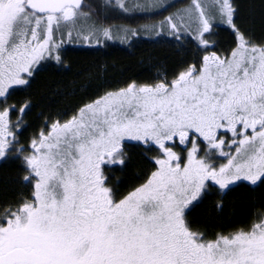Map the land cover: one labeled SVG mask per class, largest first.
I'll return each instance as SVG.
<instances>
[{
  "label": "snow or ice",
  "instance_id": "obj_1",
  "mask_svg": "<svg viewBox=\"0 0 264 264\" xmlns=\"http://www.w3.org/2000/svg\"><path fill=\"white\" fill-rule=\"evenodd\" d=\"M80 7L0 0V97L28 83L52 54L54 28ZM236 11L234 0H192L166 20L171 34L194 32L205 49L214 22L227 26L237 41L229 55L210 51L172 80L107 92L20 149L31 197L0 209V264H264V213L247 230L211 239L185 218L212 185L226 192L241 180L264 183V44L237 27ZM9 112L0 109V158L17 151ZM126 140L150 142L160 156L145 183L116 199L104 167L123 164Z\"/></svg>",
  "mask_w": 264,
  "mask_h": 264
},
{
  "label": "trees",
  "instance_id": "obj_2",
  "mask_svg": "<svg viewBox=\"0 0 264 264\" xmlns=\"http://www.w3.org/2000/svg\"><path fill=\"white\" fill-rule=\"evenodd\" d=\"M121 1L127 10L118 8L117 0H85L84 6L75 10L83 15L74 19L72 37L67 39L69 24L62 23L60 30H55L62 43L39 63L27 84L14 88L3 100L21 128L15 142L17 151L10 152L0 163V209L14 207L21 199L31 197V185L23 181V159L17 153L29 149L32 140L54 122L70 120L80 108L107 92L131 83L150 85L165 77L172 80L188 65H199L208 52L227 56L237 45L234 32L218 22H214L211 33L205 34L210 49L199 45L194 32L184 33L179 39L171 34L167 18H176L192 5V0H171L160 10L155 9L165 5L159 0ZM201 3L207 4L208 0ZM234 6L237 27L252 43L264 44V0H234ZM85 16L91 24L89 29L80 25ZM82 29H88L86 33L98 37L97 41L85 44ZM104 29L111 39L103 35ZM122 153L123 164L104 168L107 186L116 199L145 183L156 170L155 159L159 157L158 148L137 143L123 144ZM218 204L223 207L218 208ZM261 213L264 183L236 182L226 192L210 186L185 218L193 231L211 239L217 233L247 230Z\"/></svg>",
  "mask_w": 264,
  "mask_h": 264
},
{
  "label": "rangeland",
  "instance_id": "obj_3",
  "mask_svg": "<svg viewBox=\"0 0 264 264\" xmlns=\"http://www.w3.org/2000/svg\"><path fill=\"white\" fill-rule=\"evenodd\" d=\"M164 3V7H156V9L155 10H160V9H163V8H165L166 6H168L170 3H172V1L171 0H159L158 1V3L160 4V3ZM117 7L118 8H120V9H122L119 5L121 4V3H123L121 0H117ZM83 14L82 13H80V12H76V15L72 18V19H70V20H68V21H62L61 22V24L62 23H64V24H69V26H67L66 25V27L68 28V31H67V34L70 32L71 33V35H73L72 34V32L75 30L74 29V27L73 26H75L74 24L76 23V22H74V19L76 20V18H78V17H80V16H82ZM87 17L85 16V18L83 17L81 20H80V25L82 26V27H86V28H88L89 29V27H91V24H90V21L88 20V19H86ZM77 25V24H76ZM64 26V25H63ZM88 29H82V33H84L83 34V36H84V40H85V44L87 43V42H90V41H97V38L96 37H94V38H92V35H88V33H86V31H88ZM75 33H77V31H75ZM72 36H69V35H67V39L69 40L70 38H71ZM116 38V37H115ZM54 40L56 41V45H60V43H62V39L58 36V35H56L55 34V28H54ZM56 45H50L52 48L54 47V50H55V48H57L58 46H56ZM230 54V53H229ZM228 54V55H229ZM47 56V54L45 55V57ZM43 60V59H42ZM42 60H40L35 66H34V70L38 67V65H39V63L42 61ZM26 75V74H25ZM29 80V79H28ZM19 86H22V85H13L11 88H9L8 89V92H7V94H6V96L5 97H0V109H2V108H4V107H6L2 102H3V100L7 97V95L14 89V88H16V87H19ZM8 121H9V123H8V127H9V130H11V131H13L14 132V139H13V136H9L8 137V139L9 140H13V142L15 143L16 142V139H17V133L20 131V126L17 124V120H15V119H13L12 117H11V114H10V112H9V117H8ZM231 136V133H228L226 136H225V139H226V141H228V138ZM125 143H137V144H144V145H147V146H153V147H155V148H158V146H155V145H152L150 142H143V141H124L123 143H122V145H121V152H122V146H123V144H125ZM158 150H159V148H158ZM178 151L180 150V149H177ZM227 150V149H226ZM7 156V155H6ZM5 156V157H6ZM159 156H160V150H159ZM5 157H3V158H0V163L2 162V160L5 158ZM214 159V161L217 163V164H219V163H223V162H225V160H226V158L225 157H214L213 158ZM156 160V159H155ZM112 165H115V164H111V165H107V166H112ZM106 167V166H105ZM104 167V168H105ZM237 182H245V183H251L250 181H245V180H241V181H237ZM136 189V188H135ZM135 189H133V190H135ZM132 190V191H133ZM132 191H130V192H132ZM129 192V193H130ZM128 193V194H129ZM205 192H203L196 200H194V201H192V203L191 204H189L188 206H187V208L185 209V214H186V212L196 203V202H198V200L202 197V195L204 194ZM128 194H126V195H128ZM125 195V196H126Z\"/></svg>",
  "mask_w": 264,
  "mask_h": 264
},
{
  "label": "water",
  "instance_id": "obj_4",
  "mask_svg": "<svg viewBox=\"0 0 264 264\" xmlns=\"http://www.w3.org/2000/svg\"><path fill=\"white\" fill-rule=\"evenodd\" d=\"M85 4V0H81V7L79 9H76V10H80Z\"/></svg>",
  "mask_w": 264,
  "mask_h": 264
}]
</instances>
